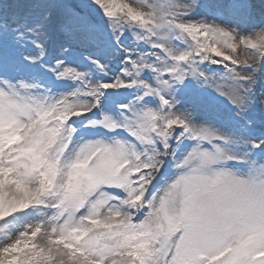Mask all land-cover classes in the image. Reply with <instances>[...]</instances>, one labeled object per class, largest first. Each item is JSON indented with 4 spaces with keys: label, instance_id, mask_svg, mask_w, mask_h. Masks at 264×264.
<instances>
[{
    "label": "snow or ice",
    "instance_id": "snow-or-ice-1",
    "mask_svg": "<svg viewBox=\"0 0 264 264\" xmlns=\"http://www.w3.org/2000/svg\"><path fill=\"white\" fill-rule=\"evenodd\" d=\"M0 264H264V0H0Z\"/></svg>",
    "mask_w": 264,
    "mask_h": 264
},
{
    "label": "bare ground",
    "instance_id": "bare-ground-1",
    "mask_svg": "<svg viewBox=\"0 0 264 264\" xmlns=\"http://www.w3.org/2000/svg\"><path fill=\"white\" fill-rule=\"evenodd\" d=\"M237 55H239L241 58H245V57L250 56V54H249L248 52H246L245 49H244L243 47H241V48L238 50Z\"/></svg>",
    "mask_w": 264,
    "mask_h": 264
}]
</instances>
